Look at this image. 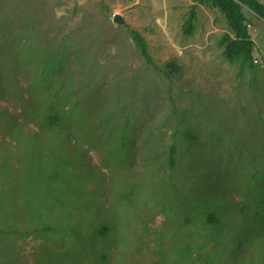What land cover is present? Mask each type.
Wrapping results in <instances>:
<instances>
[{"label":"rangeland","instance_id":"obj_1","mask_svg":"<svg viewBox=\"0 0 264 264\" xmlns=\"http://www.w3.org/2000/svg\"><path fill=\"white\" fill-rule=\"evenodd\" d=\"M191 3L0 0V264H264V20Z\"/></svg>","mask_w":264,"mask_h":264},{"label":"trees","instance_id":"obj_2","mask_svg":"<svg viewBox=\"0 0 264 264\" xmlns=\"http://www.w3.org/2000/svg\"><path fill=\"white\" fill-rule=\"evenodd\" d=\"M200 5L217 9L224 17L227 30L222 33L218 44L223 49L222 55L230 62H237L239 64L238 74H241L244 68H253L256 65L253 62V50L254 42L250 36L248 30V22L244 13V7L250 12H253L256 16L264 20V4L259 0H193L188 6L185 14L184 22L182 25V31L185 34H192L194 32L198 8ZM130 37L134 41L136 47L145 58V60L156 66L154 60L148 52V47L145 37L138 31L131 29ZM166 67L170 73L177 71L179 67L171 62L167 63ZM11 104V102H10ZM13 108V107H12ZM14 110V109H13ZM2 114L3 123H0V128L11 131L15 127H18L22 122L17 118L14 111V118L11 114H6L3 110H0ZM6 120L12 121L11 125H8ZM38 124V123H35ZM49 124H52L49 120ZM171 157V162H172ZM5 166L6 163L2 161ZM260 214H258L259 216ZM257 219V218H256ZM210 223H218L219 219L213 214L208 215ZM258 220V219H257ZM260 224V221H255Z\"/></svg>","mask_w":264,"mask_h":264},{"label":"water","instance_id":"obj_3","mask_svg":"<svg viewBox=\"0 0 264 264\" xmlns=\"http://www.w3.org/2000/svg\"><path fill=\"white\" fill-rule=\"evenodd\" d=\"M113 21L115 23H119V24H123L124 23L123 19L121 18V16L119 14H115L114 15Z\"/></svg>","mask_w":264,"mask_h":264}]
</instances>
